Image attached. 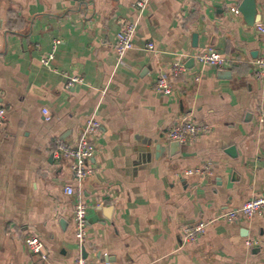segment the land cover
Returning a JSON list of instances; mask_svg holds the SVG:
<instances>
[{
    "label": "crops",
    "instance_id": "obj_1",
    "mask_svg": "<svg viewBox=\"0 0 264 264\" xmlns=\"http://www.w3.org/2000/svg\"><path fill=\"white\" fill-rule=\"evenodd\" d=\"M136 1L0 0V102L8 110L0 128V264L75 263L68 184L88 203L89 264H264V214L216 220L183 244L185 226L264 194V77L256 76L264 0H256L253 24L245 0H149L141 12ZM130 21L138 22L134 47L119 62L117 34ZM209 48L228 64L198 62ZM176 62L187 69L172 79V94H161L156 80ZM69 76L83 81L67 89ZM92 115L101 128L93 172L80 184L52 151L57 138L74 144ZM183 118L213 131L173 146L168 130ZM208 161L210 174L183 175ZM28 235L44 241L47 263L32 255Z\"/></svg>",
    "mask_w": 264,
    "mask_h": 264
},
{
    "label": "built area",
    "instance_id": "obj_2",
    "mask_svg": "<svg viewBox=\"0 0 264 264\" xmlns=\"http://www.w3.org/2000/svg\"><path fill=\"white\" fill-rule=\"evenodd\" d=\"M149 0H137L134 2V7L140 12L148 6ZM259 29L264 34V26L259 25ZM138 28L137 21L126 22L120 28L116 42L115 49L119 62L123 61L124 56L129 50L134 47V37ZM62 39H55L52 50L41 57V62L44 65L51 66L54 60L56 50ZM146 47L150 51H155L156 45L154 42H148ZM198 62L203 65H211L215 67H225L228 64V58L213 48H209L201 53L195 55ZM187 67L184 63L176 62L171 68V74L160 75L155 83L156 91L164 95H170L174 91L172 79L183 74ZM256 76L258 78L264 77V56H261L257 61ZM83 81L81 76H72L68 78L66 88L71 89L77 83ZM8 110L0 102V128L4 125L7 119ZM46 120L52 119L51 115L45 110ZM101 128L100 122L95 115L88 118L84 129L74 144L64 142L61 138L55 139V146L53 148V155L59 162H70V168L75 179L81 184L92 172L91 161L96 153V145L94 137L98 135ZM213 127L208 123H200L191 118H183L177 121L168 130V140L178 141L179 143L193 142L201 136L210 134ZM213 163L206 162L202 166L187 168L183 175L201 174L208 175L212 172ZM80 188V187H79ZM65 193L75 197V204L72 211V220L74 224V233L77 244L80 248V253L76 257L74 264H89L87 258L83 255V249L88 240V203L84 199L81 189H76L73 184H68L65 187ZM264 214V194L246 200L240 207L228 209L219 213L216 217L209 220H200L193 224H189L183 229V244L196 243L206 232L209 225L216 220L239 222L243 220H250L256 216ZM25 242L35 257L39 258L43 263L49 261V251L44 241L37 235H28ZM248 246H255L258 244L257 240H246Z\"/></svg>",
    "mask_w": 264,
    "mask_h": 264
},
{
    "label": "water",
    "instance_id": "obj_3",
    "mask_svg": "<svg viewBox=\"0 0 264 264\" xmlns=\"http://www.w3.org/2000/svg\"><path fill=\"white\" fill-rule=\"evenodd\" d=\"M241 10L245 15L246 21L249 24H253L256 21L257 19L256 0H245L241 6ZM222 73L226 74L227 71H223ZM172 145L176 147H180V143L178 141H174ZM231 149L234 150V148ZM83 252L84 253L86 252L85 248L83 249Z\"/></svg>",
    "mask_w": 264,
    "mask_h": 264
}]
</instances>
